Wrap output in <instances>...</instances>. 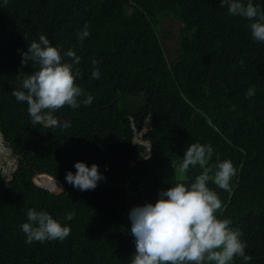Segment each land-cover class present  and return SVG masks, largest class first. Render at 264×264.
<instances>
[{"label": "trees", "instance_id": "obj_1", "mask_svg": "<svg viewBox=\"0 0 264 264\" xmlns=\"http://www.w3.org/2000/svg\"><path fill=\"white\" fill-rule=\"evenodd\" d=\"M167 17L184 25L173 60L158 37L159 18ZM248 24L220 0L0 3V132L18 165L10 181L0 175V264H130L135 244L127 214L180 182L174 169L191 142L212 146L210 162L228 158L237 168L230 193L208 185L226 204L217 214L241 230L251 256L233 264H264V42L251 38ZM41 34L81 57L75 82L93 96L90 104L55 111L71 121L68 128L32 123L26 102L11 95L37 70L21 63V53ZM93 58L99 79L91 78ZM110 62H117L112 73ZM249 87L252 96L245 95ZM147 113L154 116L144 136L152 156L137 162L144 147L133 142V126ZM77 161L97 164L105 179L94 189L73 188L64 176ZM200 171L190 166L185 182ZM43 174L57 179L62 192H53ZM30 207L70 225L68 236L25 243L20 226Z\"/></svg>", "mask_w": 264, "mask_h": 264}, {"label": "clouds", "instance_id": "obj_2", "mask_svg": "<svg viewBox=\"0 0 264 264\" xmlns=\"http://www.w3.org/2000/svg\"><path fill=\"white\" fill-rule=\"evenodd\" d=\"M8 0H0L5 3ZM264 0H220V7H226L228 14L249 21L250 36L254 41L264 42ZM88 35L85 30L78 33L83 40ZM21 63L32 62L37 70L26 74L21 87L13 89L11 95L19 102L27 104V112L32 123L51 128H68L71 121L61 120L55 111L64 105L77 108L81 103L87 105L93 96L84 93L76 83L80 76L81 57L72 49L61 51L53 45L45 34L39 35L21 53ZM65 57L70 59L66 60ZM93 65L91 78L100 76L98 61ZM115 62L109 63V73ZM255 94L249 87L246 96ZM84 96L83 100L79 98ZM4 152V160H13V150ZM213 148L207 143L191 142L184 150L183 157L177 161L174 172L178 180L172 186L158 192L155 202H145L133 206L128 212L130 228L134 238L135 252L130 264H233L234 257H242L244 262L251 259L246 253V242L239 228L231 227L232 221L222 211L223 204L218 193L209 187V181L227 192L233 190L231 180L237 175V168L228 158L212 160ZM8 163H6L7 165ZM199 166L201 171L191 182L187 172ZM75 172L66 171L64 180L79 190H90L105 179L98 171V165L74 162ZM53 189L62 192V186L49 176ZM26 222L21 224L25 243L45 240H63L70 233V225L62 224L44 209L28 208ZM66 220L72 219L69 213ZM66 247V246H64Z\"/></svg>", "mask_w": 264, "mask_h": 264}, {"label": "rangeland", "instance_id": "obj_3", "mask_svg": "<svg viewBox=\"0 0 264 264\" xmlns=\"http://www.w3.org/2000/svg\"><path fill=\"white\" fill-rule=\"evenodd\" d=\"M161 34L160 39L163 43V48L166 52L167 59L174 58V49L177 44V36L180 31V24L174 19H164L161 24ZM129 98V97H128ZM138 105L140 101L137 99ZM148 123V122H147ZM170 155L173 153L169 152ZM4 152L0 154V175L6 178V182L12 179L14 172V161L13 160H4ZM6 163H8L6 165ZM175 166V165H174Z\"/></svg>", "mask_w": 264, "mask_h": 264}, {"label": "bare ground", "instance_id": "obj_4", "mask_svg": "<svg viewBox=\"0 0 264 264\" xmlns=\"http://www.w3.org/2000/svg\"><path fill=\"white\" fill-rule=\"evenodd\" d=\"M129 13H132V9H130L129 10ZM160 19V22H159V25H158V27H159V29H160V31H159V34H158V37L160 36V34H161V29H162V27H161V24H162V19L161 18H159ZM166 19H174V18H166ZM174 20H176L177 22H179V24H180V33H181V30H182V28H183V24H182V22L181 21H179L178 19H174ZM178 46V45H177ZM177 46L175 47V49H174V53L176 52V49H177ZM163 48V47H162ZM163 50H164V48H163ZM164 53H165V57H166V52H165V50H164ZM167 58V57H166ZM168 60V59H167ZM173 60V59H172ZM117 64V62H115V65ZM169 64V63H168ZM108 66H109V63L107 64ZM122 75H123V73H121V77H122ZM101 76V75H100ZM99 76V77H100ZM125 76H126V74H125ZM99 79V78H98ZM125 97L126 98H128L127 97V94L125 93ZM139 101H140V104H139V108L141 107V105L143 104V101L141 100V99H138ZM153 115L151 114V113H147V114H145L143 117H142V119H141V126L138 128V127H135V126H133V130H134V138H133V142L134 143H137V144H139V145H141V146H143L144 147V152L143 153H140V154H138L137 155V157H136V161L138 162V161H141V160H146V159H148V158H150L151 156H152V147H151V144H150V142H149V140H147L144 136L148 133V132H150V130H151V120L153 119ZM148 122V123H147ZM1 133V132H0ZM2 134V133H1ZM2 136H3V134H2ZM3 139H4V136H3ZM4 141L8 144V148L10 149V150H12V148H11V146H10V144L4 139ZM1 146H3L2 148H4L5 149V151H6V147L4 146V144H2ZM15 158H16V163L14 164V171L17 169V157L15 156ZM131 165H134L133 163H131Z\"/></svg>", "mask_w": 264, "mask_h": 264}, {"label": "water", "instance_id": "obj_5", "mask_svg": "<svg viewBox=\"0 0 264 264\" xmlns=\"http://www.w3.org/2000/svg\"><path fill=\"white\" fill-rule=\"evenodd\" d=\"M2 144H4V146L6 147V153H7V154H10L11 151H10V149L8 148L9 146H8V144L4 141L3 136H2V134L0 133V146H1ZM49 176H50V175L43 174V175H40V176H38V177H39V178H42V179L49 180V179H48ZM33 181H34V183L37 184V185L40 184V182H39L37 179H34ZM49 181H50V180H49ZM54 182H55L56 184L60 185L59 182H58V180L55 179V178H54ZM51 183H52V181H51ZM53 192H55V193H59V192L55 191L54 189H53Z\"/></svg>", "mask_w": 264, "mask_h": 264}]
</instances>
